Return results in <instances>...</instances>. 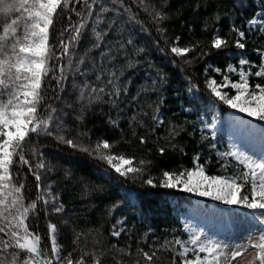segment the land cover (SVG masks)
<instances>
[{
	"label": "trees",
	"instance_id": "1",
	"mask_svg": "<svg viewBox=\"0 0 264 264\" xmlns=\"http://www.w3.org/2000/svg\"><path fill=\"white\" fill-rule=\"evenodd\" d=\"M101 3L110 10L96 25L98 31L107 33L100 47H94L91 24L70 47L73 66L82 58L81 67L90 70L87 77L77 74L74 67H65L67 79L62 83H57L59 72L55 70L44 81L41 112L47 115L46 107L55 108L61 127H54L52 135L32 134L24 154L40 174L42 186H51L57 201L47 206L39 204L28 221L29 227L41 236V247L51 256L49 224L56 226L63 264H67L63 258L68 253L75 262L84 252L88 253L85 264H94V255L100 264H136L137 260L147 264L137 254L138 249L149 254L158 250L152 264H173L178 249L171 242L188 236L182 215L199 199L179 189L149 187L143 180L153 178L159 185L163 170L179 173L191 169L197 155L209 175H238L244 170L233 158L221 156L241 150L236 149L237 143L227 129L231 109L214 100L207 81L215 78L220 82L222 74H228L227 65H236L240 55L254 65L260 64L264 33L249 31L248 21L264 12V0H123L130 11L114 5L113 0ZM76 9L79 11L80 6ZM155 12L163 13V20L155 19ZM77 22L78 17L68 10L55 19L50 43L57 53L59 41H67L72 35L65 30ZM233 24L245 32L243 52L234 47L237 33L232 30ZM215 35L227 39L226 48L218 51L210 47ZM172 47L192 50L176 55ZM101 53H107L106 73L116 72L120 95L110 99L112 89L106 84L105 74V93L89 102L81 99L80 85L85 79L92 85L102 83L92 70L94 66L100 68ZM68 59L65 56L53 61L54 69L67 65ZM230 78L235 80L237 76L232 74ZM250 82L264 84V78H251ZM213 122L215 128H205ZM259 122L264 125V121ZM59 136L72 140L77 147L60 141ZM141 137L145 143L140 142ZM101 140L113 145L112 153L134 158V166L143 167V174L122 177L106 162L81 150ZM160 148H164L163 155ZM141 160L147 163L140 165ZM41 163L44 168H36ZM13 170L20 173L17 183L25 184L27 203L36 196L35 178L27 166ZM58 204L63 211L55 213ZM210 205L213 203H206V207ZM215 207L225 223L233 221V209L221 204ZM114 225L121 231L118 238L111 234ZM260 227L264 230V225ZM175 264H180V257H175Z\"/></svg>",
	"mask_w": 264,
	"mask_h": 264
},
{
	"label": "snow or ice",
	"instance_id": "2",
	"mask_svg": "<svg viewBox=\"0 0 264 264\" xmlns=\"http://www.w3.org/2000/svg\"><path fill=\"white\" fill-rule=\"evenodd\" d=\"M117 3L124 8V11H130L123 6V0H113L114 5ZM77 5L80 6L79 11L76 9ZM66 10L73 12L78 17V22L74 25L70 24L65 30L72 35L67 41L63 39L59 41L60 52L57 53L55 46L50 43V29L55 19L63 15ZM109 10L103 6L101 0H0V264H63L62 246L56 240V226L49 224L51 256H48L47 249L41 247V236L29 227L28 221L36 214L38 205L55 204L57 198L53 195L50 185L42 186L40 174L33 170V166L24 154L25 145L32 134L45 132L52 135L54 127H61L56 122L58 112L55 108L46 107L44 111L47 115L41 112L45 104V78L55 70L59 72L57 83H62L67 79L65 67L69 70L74 67L77 74L87 77L90 70L81 67L84 64L82 58L73 66L70 47L79 40L89 24L92 25L96 37L94 47H100L103 36L107 33L98 31L96 25L103 22L102 14ZM262 17L264 12H259L249 19V31L255 29L264 33ZM154 18L163 20L164 15L155 12ZM68 19L71 21V16ZM232 30L237 33L234 47L243 52L246 47L243 42L246 39L245 32L237 29L234 24ZM210 47L218 51L222 50L227 47V39L215 35ZM191 50L188 47L171 48V52L176 55H186ZM65 56L69 57L67 65L60 64L54 69L52 62L62 60ZM106 56L107 53H101L100 68L95 69L94 66L92 69L96 72V80L102 83L92 85L85 79L80 85L81 99L87 98L91 102L105 93L106 86L103 83L105 74L108 77L106 84L112 89L109 92L110 99L119 98L120 89L116 72L106 73L104 68ZM253 67L256 68L254 72ZM215 71L221 73L220 68H216ZM227 73L222 74L220 82L215 78H209L207 81V87L214 100L247 117L264 121V84L250 82L251 78H264V53L261 54L259 65H254V62L248 60L246 56L240 55L236 65H227ZM232 74H235L237 79L232 80L230 78ZM153 119L158 123L161 122L158 117ZM209 127L215 128V123L205 124V128ZM233 127L247 131L242 121L234 122ZM57 139L69 146L77 147L72 140H66L63 136ZM140 142L145 143L143 137ZM112 147L113 145L108 141L101 140L93 146L81 147V150L106 162L122 177L143 174V167L134 166V158L114 154L111 152ZM159 152L163 155L164 148H160ZM221 156L233 158L244 170L238 175H209L199 163V155H197L193 168L182 169L179 173L163 170L159 185L153 178H147L143 183L149 187L179 189L220 201L225 205L240 206L252 210L253 213L259 212L260 215H254L253 218L264 225V156L257 158L238 150L221 153ZM139 163L144 165L147 162L141 160ZM22 166L28 167L36 181V196L27 203L24 195L25 184L17 183L20 173L13 170ZM36 168L43 169L44 164H38ZM54 210L56 213L63 211L62 204ZM185 231L188 233L186 238L176 237L171 242V246L178 249L173 257V264L176 256L180 257V264H221V257L227 258L226 250L229 248H231V261H234L242 257L249 247L257 249L255 261L264 264V230L256 234L258 243L251 242L253 234L250 233L249 240L239 245H228L209 238L203 229L193 231L191 227L186 226ZM111 234L118 238L121 231L116 230L114 225ZM77 239L78 236L74 239V243ZM157 251L154 250L149 254L148 251L138 249L137 254L142 256L147 264H152ZM87 255L88 253L84 252L74 262L72 254L68 253L63 259L67 264H85L84 257ZM94 264H100L99 257L95 255ZM136 264H139V260Z\"/></svg>",
	"mask_w": 264,
	"mask_h": 264
},
{
	"label": "rangeland",
	"instance_id": "3",
	"mask_svg": "<svg viewBox=\"0 0 264 264\" xmlns=\"http://www.w3.org/2000/svg\"><path fill=\"white\" fill-rule=\"evenodd\" d=\"M131 30H133V28H131ZM70 94H72V92H70L69 95ZM227 116H229V120L226 122L227 129L242 152L257 158L264 156V129L261 125L256 123L257 120L247 117L245 114L235 110H231ZM233 118L236 121H234ZM241 121L243 122L244 129L247 131L242 129L238 130L233 127L234 122ZM187 194L199 200L196 204L189 205L188 212L183 215V225L185 227H191L193 231L203 229L205 235L209 238L228 245H239L247 242L250 233L253 234L251 242H259L256 234L262 229L259 222H256L253 218L254 215H257V212L253 213L252 210L240 206L226 205L229 208H233V222L227 224L221 218L220 213L214 208L215 204H225L220 201H214L208 197H200L195 193ZM207 202L213 203V206L207 208ZM57 206H60V204ZM55 234L57 236V232ZM256 252L257 249L249 247L242 257H238L236 260L231 261V248H229L226 250L227 258L221 257V264H229V261H231V264H259L258 261H255Z\"/></svg>",
	"mask_w": 264,
	"mask_h": 264
}]
</instances>
